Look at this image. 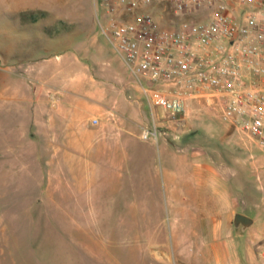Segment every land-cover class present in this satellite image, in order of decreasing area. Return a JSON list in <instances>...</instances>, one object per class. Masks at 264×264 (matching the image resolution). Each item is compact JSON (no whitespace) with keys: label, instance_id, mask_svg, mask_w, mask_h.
<instances>
[{"label":"rangeland","instance_id":"374dc122","mask_svg":"<svg viewBox=\"0 0 264 264\" xmlns=\"http://www.w3.org/2000/svg\"><path fill=\"white\" fill-rule=\"evenodd\" d=\"M101 13L97 9L103 23ZM55 55L68 63L89 65L90 70L24 71ZM105 60L121 68L101 33L92 0H0V264H214L213 245L221 248V259L232 249V233L236 238L238 231L228 224L217 236L202 232L196 222L206 211L192 199L172 203L161 196L150 203H133L123 178L115 201L88 202L80 193V157L35 150V102L46 101L43 108L55 110L60 96H80L74 84L66 82L79 76L120 89V94H108L112 100L121 96L141 103V115L152 128L149 100L158 132L178 149H225L221 133L234 131L240 136L227 146L235 151V165L245 166L242 207L255 225L235 239V246L240 258L245 246V253L249 248L251 258L264 263L258 255L264 239V149L209 110L189 107L183 127L167 123L159 99L146 97L127 71H97L93 65L99 67ZM63 114L81 116L78 111ZM112 114L113 106L106 111L107 116ZM205 116L209 118H197ZM67 126L71 134L75 132L74 124ZM160 150L158 146L156 163L164 192L166 167ZM219 159L230 156L222 151ZM55 166L73 171L66 172L70 184L50 193L46 177Z\"/></svg>","mask_w":264,"mask_h":264},{"label":"built area","instance_id":"2783aa9c","mask_svg":"<svg viewBox=\"0 0 264 264\" xmlns=\"http://www.w3.org/2000/svg\"><path fill=\"white\" fill-rule=\"evenodd\" d=\"M92 2L112 52L167 122L183 127L189 107L204 106L264 149V0ZM148 104L152 128L140 137L156 140ZM258 255L264 262V239Z\"/></svg>","mask_w":264,"mask_h":264},{"label":"crops","instance_id":"0c3cea01","mask_svg":"<svg viewBox=\"0 0 264 264\" xmlns=\"http://www.w3.org/2000/svg\"><path fill=\"white\" fill-rule=\"evenodd\" d=\"M120 65L121 68H115L105 60L100 62L99 67L93 66L97 67V71H126L122 62ZM75 67L78 71L90 70L89 65L68 63L67 58L61 60V56L55 55L53 58L43 59L32 68H25L24 71H74ZM87 81L81 80L80 76L74 81L67 79L66 82L73 83L74 89L82 94L72 98L60 96V103L55 110H45L43 106L46 101L35 102L37 114L34 123L37 125L36 151L44 148L51 156L80 157V193L88 202L102 203L108 199L115 201L117 185L124 178L128 181L133 203H150L161 196L172 203L179 202L180 199H192L206 211L205 214L200 213L196 222L205 234L217 236L220 231L227 229L228 224L233 232L238 231L237 237L245 234V230L233 225L236 213L245 215L242 207L245 204V166L242 165L239 169L235 165V151L233 147L227 146L230 141L240 139L236 132L221 133L220 139L227 145L225 149L215 151L205 148L178 149L171 146L161 132L156 140H143L140 137L141 131L148 126L141 115V103L122 100L121 96L112 100L108 98V94L116 91L120 94V89L115 90L113 84L105 86ZM130 90L136 92L134 88ZM111 106L113 114L107 116L106 111ZM192 109L209 110L204 106H192ZM64 110L67 113L78 111L81 116L74 118L64 115ZM92 119L97 120L95 125L91 124ZM73 124L75 132L71 134L67 125ZM156 125L159 126L157 123ZM158 146L166 167L167 185L164 192L160 191L158 182ZM240 146L243 156L244 143ZM222 151L228 153L229 160L219 159ZM48 164L52 165L53 161ZM66 170L55 166L48 173L46 179L49 181L50 193L61 185L70 184L66 172L73 170ZM251 219L253 222L250 226H253L255 219ZM237 237L232 233V249L225 259L219 257L221 248L213 245L216 255L214 264H260L251 258L249 248H246L245 253V246L240 258L239 248L235 246Z\"/></svg>","mask_w":264,"mask_h":264},{"label":"water","instance_id":"95a60500","mask_svg":"<svg viewBox=\"0 0 264 264\" xmlns=\"http://www.w3.org/2000/svg\"><path fill=\"white\" fill-rule=\"evenodd\" d=\"M253 220L246 215L236 213L233 217V225L235 228L240 227L242 230H246L252 224Z\"/></svg>","mask_w":264,"mask_h":264}]
</instances>
